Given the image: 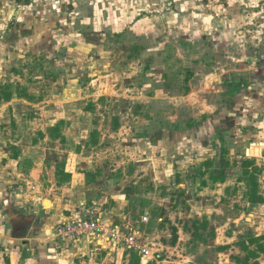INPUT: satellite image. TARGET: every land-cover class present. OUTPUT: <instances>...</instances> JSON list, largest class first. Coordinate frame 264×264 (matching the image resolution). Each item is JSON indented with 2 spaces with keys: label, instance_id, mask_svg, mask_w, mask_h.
<instances>
[{
  "label": "rangeland",
  "instance_id": "obj_1",
  "mask_svg": "<svg viewBox=\"0 0 264 264\" xmlns=\"http://www.w3.org/2000/svg\"><path fill=\"white\" fill-rule=\"evenodd\" d=\"M1 85L4 94L19 101L7 110L0 104V196L4 191L11 202L21 204L31 224L40 208L36 197H45L41 218L47 216L49 202L66 205L60 196L55 198L62 191L49 172L50 165L64 158L56 153V146H63L46 139L49 130L46 135L36 131L41 125L51 130L66 114L81 116L83 122L87 113L94 120L93 137L101 145L89 148L87 156L93 160L94 181L102 186L96 198H109L110 185L117 187L118 194L125 195L119 202L128 209V219L147 232L151 244L164 239L148 233L166 225L169 217L161 212L168 199H181L179 193L199 206L206 198L214 205L212 194L222 186L212 184L228 178L219 208L244 215L259 205L249 200L253 186L264 191V0H0ZM193 127L213 132L200 144L207 147L210 140L212 148L203 154L208 160L197 156L188 166L187 158L175 163L177 157L171 158L168 149L163 154L164 144L156 147L152 142V148H145L142 141L154 134L153 141L163 142L166 134ZM116 128L118 132H112ZM40 142L51 150L39 151ZM38 152H53L47 169L35 168L29 160ZM261 152L263 157L248 158ZM19 158L21 164L26 159L21 177L4 182L1 169L18 172ZM246 160L251 161L248 177ZM172 163L174 167L168 165ZM185 198L184 206H189ZM98 201L88 200L101 205ZM59 204L51 209L67 213L73 207ZM148 209L153 217L141 223ZM111 217L122 224L119 215ZM178 221L187 222L201 242L215 238V227L206 219ZM247 226L226 250L201 249L202 261L244 262L243 248L255 233ZM127 255L139 258L133 251Z\"/></svg>",
  "mask_w": 264,
  "mask_h": 264
},
{
  "label": "crops",
  "instance_id": "obj_2",
  "mask_svg": "<svg viewBox=\"0 0 264 264\" xmlns=\"http://www.w3.org/2000/svg\"><path fill=\"white\" fill-rule=\"evenodd\" d=\"M14 71L16 74L20 72L19 70ZM2 91L3 85L0 87V104L6 107V110L12 106L14 107L16 105L15 102L19 101V99L13 96L12 99L6 100V98L3 97L4 93ZM20 98H23L24 103L32 104L28 98L23 96H20ZM64 98L65 97H62L55 101L57 106H59L58 104L60 102H64ZM66 115L67 116L63 115L62 117L57 118L58 120H56V124H51V130L49 125V128L47 126V129L41 125L39 130L36 131L46 135L47 133L45 130H49L46 139H54L55 144L63 146V148L56 146V153L60 152L65 154L64 158L62 160H57L54 165H50L51 171L49 169V172L50 174L53 173L52 178L54 179L56 189L62 191V193L55 194V198L60 196L58 198L61 199L62 203L73 205V207L70 208L67 213H64L58 209H51V207L59 204L57 201L49 202L46 207L47 210L45 211L47 216L41 218L44 204L40 201L41 199H45V197H36V200L39 199L40 208L35 211L34 217H37V219H35L36 222L31 224L32 220L30 216L22 214L23 208L21 204L20 207H18V204H16V202H11L9 196L6 198L4 191H2V195L0 196V264H212L211 260H208V262L202 261V258L199 256L201 249H205L204 251H207V253L214 248L226 250L229 245H233L236 241H239L237 238L242 235V231L240 230L245 225H248L247 230L253 229L255 232L253 233V236L258 237L264 235V203H258L259 205L254 206L255 211L249 214L244 213V215H234L232 211L218 207L217 204L222 203L229 187L227 181L228 178H225L218 179L216 180L217 182L212 184V186L214 185L216 187L222 186L221 189H217V195L212 194L215 198L214 205H212L213 201L209 198H206L207 203L204 204L203 201L201 206H199L197 201L185 198V195L182 199L185 198V202L186 204L188 203L189 206H184V201L180 202L182 199H177V197L171 200H167V198L164 199L165 197L163 198L168 202L165 206V210L161 213L166 217L168 216L171 223L167 219L165 220L167 221L165 226H162L159 229H152L151 233H148L153 237L158 235L164 237L163 240H160V243H153L160 245L164 250L165 256L161 260H144L139 253H137L139 258L133 260L128 257L127 253L129 250L124 246L108 247L107 249H104L96 246L94 242L91 243L88 238L76 242L55 237L54 234L57 226L82 207L92 210L96 216L103 218L109 225L114 224L111 217L112 215H119L121 218L120 223L126 221L132 223L131 220L128 219V209L121 206L119 202V200L125 195H119L118 193L120 190L117 189V187L110 185V190L108 192L110 195L109 198H104L103 200H100L101 202L96 198L102 186L98 185L100 183L96 184V181H94V174L91 171V169L94 168L93 160L87 156L89 148L96 149L101 145V141H98L97 138L93 137V133H95L92 128L94 124L93 118L90 121L86 113L85 121L80 122L81 116L78 118L72 114ZM15 116L14 113V117ZM36 119L38 120L39 118L37 117ZM77 119H79V122ZM63 122L65 123V127ZM117 128L113 129L112 132H118L119 129ZM208 130L209 129L204 131L202 128L197 129V127L188 130L179 129V131H175L174 134H166L162 138L163 142H159L158 139L153 141L155 138L154 134L153 137L144 138L142 141H146L147 143L145 144V148H152V142L156 147H158L157 143H160L159 146L164 144L166 148L161 146L162 148L160 149H162V152L164 149H168V152L172 154L171 158H173V156L177 157V161L173 160L175 163H180L182 159L187 158L188 166L197 161V156H200V158H198L199 161L209 159V157L208 159H203V154L207 153L208 146L209 148H212L210 140L207 147L200 146L203 140H207L213 135V132L211 130L208 132ZM41 142L39 151L42 149L49 152L51 148L42 147ZM193 146H197V148L192 151L191 148ZM35 150L37 151V148ZM52 154L53 152L47 154L46 152H38L36 155L40 158L38 161H34L36 156H30V158L26 157V159L29 158V160H31L32 158L34 162L33 167L35 168L38 166L47 169L48 166H46V161L52 160V158H50ZM188 154L190 157H185L188 156ZM261 154L262 152L260 155L248 154V158L258 159L260 156L263 157V154ZM26 159L22 164L20 163V158L17 161L15 160V166L20 165L21 169L14 174L9 173L7 166L1 169L4 182H11V179L12 181H17V179L21 177V173L19 172L22 171ZM175 163L168 165L174 167ZM159 164L161 165V158ZM2 184L3 183H1V185ZM1 188L2 187H0V190ZM91 197L101 205H92L91 202H88ZM110 199H114V202H116L117 205L114 202L110 203ZM59 205L61 208L66 207V205ZM248 205L250 206L249 203ZM122 207H124V209H122ZM182 207H186L187 209ZM144 215H148L150 219L153 217V213L150 209L146 210ZM245 216L246 222H242V219H244ZM184 217L188 220L193 219L198 221L206 219L211 226L215 227L214 240L208 243L199 241L197 237H195V234L191 233V226L188 225L187 222L181 223L178 221L179 218L184 219ZM159 220L163 221L164 219L163 217H160ZM234 227L239 229L237 230V234L234 231ZM142 231L147 234L145 230ZM254 245L255 244L251 245L248 240L245 248L249 247L251 250V247ZM233 248H235V246L231 247V249ZM236 250L239 252L238 249ZM243 251L245 252L244 248ZM262 255L263 256L260 258H255V262L257 261L258 264H264V254L262 253ZM252 258L253 257H251V260ZM250 261L249 264H251ZM229 262L234 264L231 260Z\"/></svg>",
  "mask_w": 264,
  "mask_h": 264
},
{
  "label": "built area",
  "instance_id": "obj_3",
  "mask_svg": "<svg viewBox=\"0 0 264 264\" xmlns=\"http://www.w3.org/2000/svg\"><path fill=\"white\" fill-rule=\"evenodd\" d=\"M150 217L144 215L141 223H148ZM55 237L70 241H82L87 238L100 248L124 246L129 251L141 255L142 259L161 260L165 256L160 245L151 244L145 233L130 222L109 225L92 210L82 207L61 222L55 231Z\"/></svg>",
  "mask_w": 264,
  "mask_h": 264
},
{
  "label": "trees",
  "instance_id": "obj_4",
  "mask_svg": "<svg viewBox=\"0 0 264 264\" xmlns=\"http://www.w3.org/2000/svg\"><path fill=\"white\" fill-rule=\"evenodd\" d=\"M3 97L6 98V100H10L12 99L13 95L11 93H7V94H3ZM251 166V161L250 160H246L245 162H243V168H244V174L245 176L248 177L250 171H249V167ZM260 190L261 188L258 186H253L252 189H251V193L250 195L252 197H250V202L251 203H255V204H258V203H264V191L260 193ZM184 196V194L182 193H179V197L182 199ZM184 200L180 201V202H183ZM249 243L252 245V244H255L257 245V248L256 250H250L249 247H244L245 251L247 252V255H246V260L244 262H240V260L238 258H235L237 260L238 263H241V264H249V261L251 260V257L253 258H258L259 254L260 253H263L264 254V235L263 236H253L250 238L249 240ZM134 252V251H133ZM136 253V252H135ZM254 264H258V262H254Z\"/></svg>",
  "mask_w": 264,
  "mask_h": 264
}]
</instances>
